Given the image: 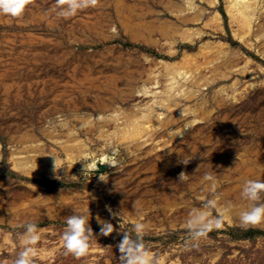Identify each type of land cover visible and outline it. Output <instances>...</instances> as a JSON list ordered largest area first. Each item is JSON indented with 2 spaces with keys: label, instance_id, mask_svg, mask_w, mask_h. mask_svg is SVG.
<instances>
[{
  "label": "rangeland",
  "instance_id": "rangeland-1",
  "mask_svg": "<svg viewBox=\"0 0 264 264\" xmlns=\"http://www.w3.org/2000/svg\"><path fill=\"white\" fill-rule=\"evenodd\" d=\"M214 2L99 0L63 19L52 11L54 0H29L21 16L0 15V264H12L22 250L18 225L29 221L40 235L34 264H119L116 245L138 221L147 225L144 241L157 264H264V222L247 228L239 222L250 207L241 197L244 183L264 180V41L254 37L264 29V12L244 45L236 37L245 34L241 8L234 5L231 18L229 0ZM187 53L196 54L191 66L199 75L181 80L182 89L195 96L163 110L158 101L173 91L156 64L187 68ZM125 79L136 80L135 94ZM114 97L116 114H148L152 106L160 119L142 138L122 140L114 136L124 126L121 114L116 125L101 127L107 137L100 139L88 130L98 125L93 110ZM80 114L87 131L79 128ZM100 114L109 119L113 111ZM58 115L67 119L50 125ZM80 143L84 156L69 158L65 148ZM109 145L119 153L117 167L103 164ZM41 153L51 157L46 165L34 163ZM15 161L28 162L37 174L15 170ZM181 172L188 175L184 181ZM205 173L215 176L219 207L213 215L222 214L224 222L189 248L184 221L211 196ZM74 213L93 230L80 258L65 255L61 240ZM97 216L113 224L111 235L99 234Z\"/></svg>",
  "mask_w": 264,
  "mask_h": 264
},
{
  "label": "clouds",
  "instance_id": "clouds-1",
  "mask_svg": "<svg viewBox=\"0 0 264 264\" xmlns=\"http://www.w3.org/2000/svg\"><path fill=\"white\" fill-rule=\"evenodd\" d=\"M98 2L99 0H54L52 11L58 17L67 19L74 17L79 11L96 7ZM28 4L29 0H0V15L19 17L23 14ZM66 119V117L58 115L54 120L49 121V124L54 126L57 122L62 123ZM95 119L103 120L105 117L103 114H96ZM87 126L86 123H81L79 128L83 130ZM184 130H188L187 124H185ZM182 134L183 132H180L177 136ZM118 155V151L109 145V152L105 156L103 164L117 167ZM53 157V171H56L58 170L57 158ZM188 162L189 159H182L180 161V163L185 165ZM187 177L186 173L181 172L178 180L184 181ZM99 179L106 181L103 175ZM204 180L210 182L208 191L211 193V196L206 197L200 207H193L184 221V228L187 233L186 247L189 248H198L200 242L206 239L213 230L220 229L224 222L222 214L213 215L219 207L215 176L212 173H205ZM241 197L250 202V207L240 213V225L247 228L264 222V180H247L243 185ZM228 206L231 207L230 202ZM107 210L113 217L117 215L112 212L110 207ZM88 221L84 215L75 213L66 217V227L61 235L65 255L71 254L76 258H80L88 253L90 238L93 235V230ZM97 223L100 226L99 234L102 236H109L115 231L110 221L101 220L99 216H97ZM18 227L23 229L18 234L22 250L17 253L12 264H34L33 258L37 255L36 245L40 240L38 225L29 221L19 224ZM146 232L147 225L143 221L131 224L128 229L122 232V238L116 245L120 253L119 264H157L150 249L146 247L144 241Z\"/></svg>",
  "mask_w": 264,
  "mask_h": 264
},
{
  "label": "bare ground",
  "instance_id": "bare-ground-1",
  "mask_svg": "<svg viewBox=\"0 0 264 264\" xmlns=\"http://www.w3.org/2000/svg\"><path fill=\"white\" fill-rule=\"evenodd\" d=\"M204 1L210 5H213V6L215 5L214 0H204ZM229 2H230V4L227 6V13L231 18L235 17L236 14H234V11H236V8H237V7H235V9L232 10V7L234 5H238L239 8H241V10H239L238 17H241V20L243 22V30H245V34L237 35L236 37L240 43L246 45V44H248V39H247L248 36L250 37L251 35H253L252 31H253L254 22L256 21L255 18H259L258 14L260 11L263 10L262 13L264 12V4H263L264 0H229ZM231 10L233 13H231ZM199 16H201V15H199ZM219 16H221V15L219 13H216L215 18H220ZM254 37L256 38L255 39L256 41H259L261 43L264 41V29H263V27L261 30V34L257 33L256 36H254ZM185 40L187 42L192 43L194 41V37L191 34H188L185 37ZM174 56H175V54L169 55L170 58L174 57ZM186 57L189 58V59H186V60H188L187 61V65H188L187 68H185V66H184L185 63L182 66V64L180 62L169 63V62L162 61V62H159V64L158 63L156 64L157 69H161L167 73V75L165 74L167 81H169L167 86L169 87V89H171V91H173L172 94L170 92V94L167 95L166 99L161 98V101L160 100L158 101L159 104H161L160 105V107H162L161 109H163V110L168 109L170 107H176L180 104L179 99H181V98L189 99L195 94V92H193L192 89L189 91H186L187 89L183 91V89H182L183 85H182L181 80H183L184 83L187 84V82L189 80L191 82L195 78V76L199 75V73H198L199 70H198L197 66H191V63H193L196 60V58H194V57H196V54H188L187 53ZM239 72H240L239 69H235L232 73H238L239 74ZM161 76H163V72L161 73ZM203 77H204V75H203ZM227 77L228 76H225L224 79ZM158 78H159V76H158ZM160 80H162V79H160ZM206 81H207V79H206ZM124 82H125V84L130 82L129 86H127L126 88H128L127 90L130 93L132 92L133 94H135L136 91L130 87H132V83L134 84L136 82V80L135 79H132V80L125 79L123 81V83ZM153 84H155L157 86V84H159V82L157 80H154ZM187 88L190 89L189 86ZM143 91H144V93H142L143 95L148 94V91L145 88L143 89ZM176 91H178V92L176 93ZM187 93H189V95H187ZM142 94H140L138 96H143ZM154 94L155 93H151L150 96H152V98H155L156 95H154ZM147 96H149V95H147ZM114 99H115V97H114ZM109 100L106 102H103V103L99 101L97 103L98 105L95 107V109H97V110H93V111H96L95 113L100 114L103 111H111L112 110L113 114H111L109 119L105 118L103 120H99L97 126H93V127L91 126L90 129H88L92 132L94 131L95 133H97V135L100 139L107 137L105 135L104 129L101 130V127H108V126L116 125L115 123L117 122V120L121 119V117H120L121 114L123 115L122 118L125 119L123 121L124 126H123V128L116 127L117 131H115L114 136H115L116 132H118L117 134L119 137L121 136L120 138L122 140L123 139L129 140V139H133V138H137V139L142 138L143 134L148 130V128H152V126H155L157 124L156 121L160 119L161 114L156 113V109L159 107H155V108L152 106L149 107L148 114H144L145 109H141V110H143L141 112H139V111L134 112V113L129 112L127 114H124L123 112H121L120 114H116V110H115L116 109V99L115 100L109 99ZM157 106H158V104H157ZM79 116H76V118L78 119V123L79 124L80 123H86L85 115L83 116L82 114H80ZM70 122H72V121H70ZM65 126H66V124H65ZM83 131H87V129H83ZM74 140H77V138H74V139L71 138V141H74ZM79 142H81V141H79ZM84 148H85V145L80 143L79 147H77V148L71 147V146L68 148H65V152L67 153L69 158H71L72 156L74 157L76 154L80 155L82 157V156H84V155H82ZM63 149H64V147H63ZM39 152H42V151L39 150ZM42 155H43V153H41V156H38L34 160V163L35 162L37 163L39 160H41L46 165V160H51V157H48V156L42 157ZM53 162H54V158H53ZM13 167L15 170L23 172L26 175H36L37 174L36 168L34 169L32 166H29L28 162L15 161L13 164ZM98 167H100V165ZM100 168H102V167H100ZM240 208H243V207H240Z\"/></svg>",
  "mask_w": 264,
  "mask_h": 264
}]
</instances>
